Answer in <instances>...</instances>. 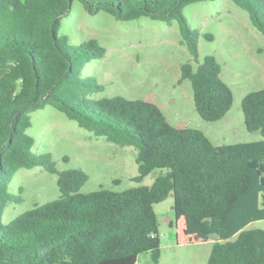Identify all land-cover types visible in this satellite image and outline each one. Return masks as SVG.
<instances>
[{"label": "trees", "instance_id": "1", "mask_svg": "<svg viewBox=\"0 0 264 264\" xmlns=\"http://www.w3.org/2000/svg\"><path fill=\"white\" fill-rule=\"evenodd\" d=\"M76 1L123 21H178L196 63H183L179 83L191 82L197 112L218 121L233 105L221 63L212 54L200 60V32L184 14L202 0H0V264H137L146 252L160 264L155 205L171 194L181 201L190 234L204 241L217 236L208 264H264V229L248 227L264 219V88L241 104L247 130L263 139L222 145L198 128L172 125L152 101L94 98L104 86L84 68L105 57L106 47L95 38L70 43L59 34ZM233 1L264 35V0ZM47 105L96 136L134 147L140 185L82 192L87 172L59 170L52 153L34 150L29 113ZM39 166L57 174L59 197L5 222L7 206L23 200L10 190L12 177ZM157 169L151 184H141Z\"/></svg>", "mask_w": 264, "mask_h": 264}, {"label": "rangeland", "instance_id": "2", "mask_svg": "<svg viewBox=\"0 0 264 264\" xmlns=\"http://www.w3.org/2000/svg\"><path fill=\"white\" fill-rule=\"evenodd\" d=\"M184 14L200 32V60L206 55L216 56L222 65V78L233 90V105L218 121L199 115L189 80L179 83L183 63L194 61L178 21L168 24L149 17L123 21L103 11L90 13L76 1L63 17L59 34L67 35L70 43L95 38L106 47L105 57L91 60L84 68V73L104 86L94 98L122 95L152 101L172 125L198 128L215 145L263 139L259 131L247 130L241 104L247 93L264 88V35L252 24L249 13L233 0L194 2L184 8ZM29 115L32 124L28 133L35 138L34 150L52 153L59 170L80 168L87 172L89 179L82 192L100 187L121 191L140 185L134 179L139 174L134 147L96 136L51 105ZM160 171L146 176L141 184H151ZM57 179V174L40 166L18 170L10 190L23 200L7 206L4 221L58 198ZM155 210L162 239L160 264H208L217 236L204 241L190 234L181 201L174 194L156 204ZM248 227L264 229V219ZM137 264H154L151 253L141 254Z\"/></svg>", "mask_w": 264, "mask_h": 264}, {"label": "water", "instance_id": "3", "mask_svg": "<svg viewBox=\"0 0 264 264\" xmlns=\"http://www.w3.org/2000/svg\"><path fill=\"white\" fill-rule=\"evenodd\" d=\"M168 220V219H167Z\"/></svg>", "mask_w": 264, "mask_h": 264}]
</instances>
